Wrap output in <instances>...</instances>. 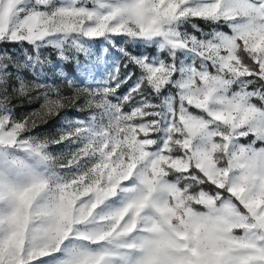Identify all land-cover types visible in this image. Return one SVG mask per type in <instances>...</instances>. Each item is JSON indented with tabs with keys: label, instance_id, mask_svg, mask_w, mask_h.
<instances>
[{
	"label": "snow or ice",
	"instance_id": "1",
	"mask_svg": "<svg viewBox=\"0 0 264 264\" xmlns=\"http://www.w3.org/2000/svg\"><path fill=\"white\" fill-rule=\"evenodd\" d=\"M0 264H264V0H0Z\"/></svg>",
	"mask_w": 264,
	"mask_h": 264
},
{
	"label": "trees",
	"instance_id": "2",
	"mask_svg": "<svg viewBox=\"0 0 264 264\" xmlns=\"http://www.w3.org/2000/svg\"><path fill=\"white\" fill-rule=\"evenodd\" d=\"M69 71H71V68H69Z\"/></svg>",
	"mask_w": 264,
	"mask_h": 264
}]
</instances>
